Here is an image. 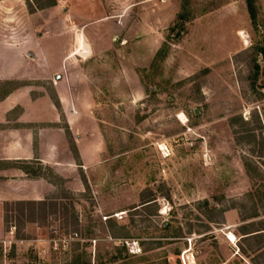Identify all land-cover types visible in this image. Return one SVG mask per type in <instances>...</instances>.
Wrapping results in <instances>:
<instances>
[{
	"label": "rangeland",
	"instance_id": "obj_1",
	"mask_svg": "<svg viewBox=\"0 0 264 264\" xmlns=\"http://www.w3.org/2000/svg\"><path fill=\"white\" fill-rule=\"evenodd\" d=\"M4 23L0 151L19 128L49 164L12 162L0 264H264L222 226L264 215V0H2Z\"/></svg>",
	"mask_w": 264,
	"mask_h": 264
},
{
	"label": "crops",
	"instance_id": "obj_2",
	"mask_svg": "<svg viewBox=\"0 0 264 264\" xmlns=\"http://www.w3.org/2000/svg\"><path fill=\"white\" fill-rule=\"evenodd\" d=\"M2 2V0H0ZM0 30L2 31L3 35V40L2 43L4 47L5 45L10 46V40L7 35H9V24H1ZM32 57V56H31ZM12 77L11 74V63L9 56H6V51L0 53V78L3 80H10ZM57 80H60V77H58ZM7 83H10L8 81ZM11 94V90L6 93L5 96H3L2 101L7 99L9 95ZM8 134H11L10 138L6 140V143L4 144V147L0 151V241L2 238L5 237V232H4V222H5V207L9 205L12 200V193H11V180H8V177H12V162L14 164H25L29 165L31 164L32 161H37L39 162L40 167H43V164H49L48 162H44L43 158L40 156H37L35 154V148L33 147V140L31 139L30 135L23 134L22 131L19 128H13V130H10ZM39 136V134H38ZM262 138L264 141V132L262 134ZM4 140V141H5ZM52 151L55 148L53 145L51 147ZM54 154V153H53ZM53 162V166L58 165L56 162ZM16 174L19 173L20 176H24L25 178L27 177V172L24 170L22 167L21 168H14ZM262 170H264L263 167H261ZM14 202H42V197L39 196L38 198H33L30 195L27 196L26 198H19V199H14ZM9 202V203H8ZM264 220V215H261L259 217H256L254 219H249L246 221H240L239 219V213L236 209L231 208L229 210H226L223 212V231L226 232L224 234V237L226 241L230 244L233 245L234 243L239 242L240 239L243 238H251L255 236H263L264 235V228L260 230H255L252 231L249 235H245V237L238 236L237 235V229L241 226L248 225L255 223L257 221ZM229 235H233L235 238L234 242L229 240ZM241 237V238H240ZM263 251V250H261Z\"/></svg>",
	"mask_w": 264,
	"mask_h": 264
},
{
	"label": "trees",
	"instance_id": "obj_3",
	"mask_svg": "<svg viewBox=\"0 0 264 264\" xmlns=\"http://www.w3.org/2000/svg\"><path fill=\"white\" fill-rule=\"evenodd\" d=\"M52 6H54V4L52 5ZM51 6V7H52ZM43 8H41V10H42ZM260 54H261V56H264V49L263 50H261L260 51ZM153 200H151V201H148V202H152ZM13 204H15V205H33V206H39V205H43V202H13ZM152 204H155V203H151V204H148V205H146V206H150V205H152ZM146 206H144V207H146ZM108 236L111 238V239H113V240H120L121 238L119 237V236H117V235H115V234H113L112 232H108ZM261 250H263V251H261ZM261 252H264V246L261 248ZM78 264H80V263H78Z\"/></svg>",
	"mask_w": 264,
	"mask_h": 264
}]
</instances>
